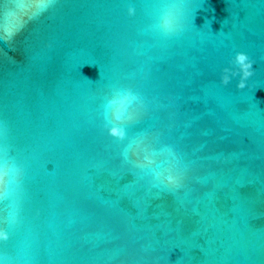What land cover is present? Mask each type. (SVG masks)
I'll return each mask as SVG.
<instances>
[{"label": "water", "instance_id": "obj_1", "mask_svg": "<svg viewBox=\"0 0 264 264\" xmlns=\"http://www.w3.org/2000/svg\"><path fill=\"white\" fill-rule=\"evenodd\" d=\"M42 3L0 0L4 264H264V0Z\"/></svg>", "mask_w": 264, "mask_h": 264}, {"label": "clouds", "instance_id": "obj_2", "mask_svg": "<svg viewBox=\"0 0 264 264\" xmlns=\"http://www.w3.org/2000/svg\"><path fill=\"white\" fill-rule=\"evenodd\" d=\"M173 4L178 5L179 0H173ZM129 14H133L135 9L133 7H129ZM161 25L165 30H171L173 27V20L169 11L165 10L162 14ZM230 64L231 67H224L220 74V82L224 85H227L233 77L238 76L239 80L237 83V87L240 89L248 86V79L251 77L255 71L253 65L254 61L249 57L246 52L237 51L235 56L231 59ZM129 93L126 91L117 89L113 96L108 100V105L114 106V109L119 108L121 105L125 103L128 98ZM121 137H123V131L120 133ZM146 159L148 157H145ZM140 167H145L144 165H139ZM19 168L15 165L10 159L0 156V200H4L8 198L11 194L10 192V184L9 177L12 173H18ZM154 175L161 179L162 182L178 185L181 180V176L173 172L171 170H166L165 172H158L153 170ZM9 238L8 231L0 227V241L7 240ZM0 264H4L3 259H0Z\"/></svg>", "mask_w": 264, "mask_h": 264}, {"label": "snow or ice", "instance_id": "obj_3", "mask_svg": "<svg viewBox=\"0 0 264 264\" xmlns=\"http://www.w3.org/2000/svg\"><path fill=\"white\" fill-rule=\"evenodd\" d=\"M47 6V0H43V3L41 4V7Z\"/></svg>", "mask_w": 264, "mask_h": 264}]
</instances>
